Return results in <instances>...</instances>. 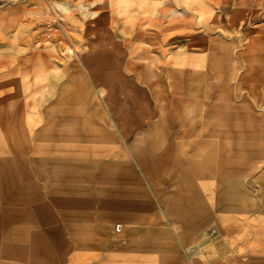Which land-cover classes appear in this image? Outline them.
<instances>
[{
    "label": "rangeland",
    "instance_id": "obj_1",
    "mask_svg": "<svg viewBox=\"0 0 264 264\" xmlns=\"http://www.w3.org/2000/svg\"><path fill=\"white\" fill-rule=\"evenodd\" d=\"M249 263L264 0L0 5V264Z\"/></svg>",
    "mask_w": 264,
    "mask_h": 264
},
{
    "label": "built area",
    "instance_id": "obj_2",
    "mask_svg": "<svg viewBox=\"0 0 264 264\" xmlns=\"http://www.w3.org/2000/svg\"><path fill=\"white\" fill-rule=\"evenodd\" d=\"M13 1H16V0H0V5H3V4H6V3H10V2H13ZM120 229V225L118 224L116 226V230L118 231Z\"/></svg>",
    "mask_w": 264,
    "mask_h": 264
},
{
    "label": "crops",
    "instance_id": "obj_3",
    "mask_svg": "<svg viewBox=\"0 0 264 264\" xmlns=\"http://www.w3.org/2000/svg\"><path fill=\"white\" fill-rule=\"evenodd\" d=\"M192 170L194 171V169H193V168H192ZM193 174H194V172H193ZM194 175H195V174H194ZM190 210H191V209H190ZM190 210H189V207H187V211H190ZM192 211H193V210H192Z\"/></svg>",
    "mask_w": 264,
    "mask_h": 264
},
{
    "label": "bare ground",
    "instance_id": "obj_4",
    "mask_svg": "<svg viewBox=\"0 0 264 264\" xmlns=\"http://www.w3.org/2000/svg\"><path fill=\"white\" fill-rule=\"evenodd\" d=\"M101 251H102V250H101ZM106 251H107V250H106ZM220 260H221V259H220ZM227 260H228V259H227ZM244 260H245V259H244ZM250 263H251V262H250ZM250 263H249V264H250ZM256 264H258V263H256Z\"/></svg>",
    "mask_w": 264,
    "mask_h": 264
}]
</instances>
